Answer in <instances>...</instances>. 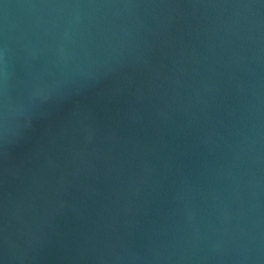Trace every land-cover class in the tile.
Returning a JSON list of instances; mask_svg holds the SVG:
<instances>
[{
  "label": "water",
  "instance_id": "water-1",
  "mask_svg": "<svg viewBox=\"0 0 264 264\" xmlns=\"http://www.w3.org/2000/svg\"><path fill=\"white\" fill-rule=\"evenodd\" d=\"M0 264H264V0H0Z\"/></svg>",
  "mask_w": 264,
  "mask_h": 264
}]
</instances>
